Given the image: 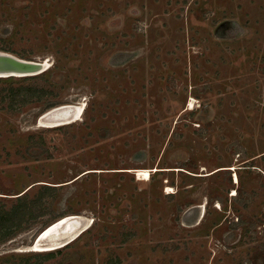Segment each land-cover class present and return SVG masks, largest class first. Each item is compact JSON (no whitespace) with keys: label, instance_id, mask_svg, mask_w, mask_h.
Wrapping results in <instances>:
<instances>
[{"label":"rangeland","instance_id":"374dc122","mask_svg":"<svg viewBox=\"0 0 264 264\" xmlns=\"http://www.w3.org/2000/svg\"><path fill=\"white\" fill-rule=\"evenodd\" d=\"M0 44L57 81L0 84V203L38 215L0 264H264V0H0ZM49 99L84 114L38 127Z\"/></svg>","mask_w":264,"mask_h":264},{"label":"trees","instance_id":"16d2710c","mask_svg":"<svg viewBox=\"0 0 264 264\" xmlns=\"http://www.w3.org/2000/svg\"><path fill=\"white\" fill-rule=\"evenodd\" d=\"M10 30H7V33H9ZM2 37L5 40H8L7 36L5 34H2ZM42 45V44H41ZM61 44H57L56 48L61 53L63 50ZM0 51L7 52L15 55V51L12 50L11 46L8 44H0ZM60 61V60H59ZM58 61V62H59ZM61 63V61H60ZM56 69L59 68V66L55 67ZM54 71H51V69H48L46 72L34 76V77H24V78H16V77H10V78H1L0 84L3 82L13 81V80H30V79H38V80H44L45 82H50L51 84L55 83L56 80L53 82L50 80L49 76L52 77ZM55 78V77H54ZM50 92L44 89H39L38 87H11L8 92L4 95L2 94L3 101H8L9 108L13 113L19 112L20 107L22 104H32L34 103V99L38 100L39 103H43L44 97L49 96ZM62 103L54 100H46L44 102L45 108L42 109V113L47 112L48 110L61 105ZM68 127H71L67 125ZM67 127V128H68ZM65 127H60L57 129H63ZM56 187L51 186H45L42 187V190L49 193L50 190H54ZM28 196L21 195L18 197V201L20 202L18 205L14 206L11 210L6 211L4 210V206L2 203H0V242H5L7 240H10L14 238L18 233L25 231L29 228V225H35L38 220V215L35 214L32 211V207H28ZM39 200V199H38ZM30 204H37V200L31 201ZM31 211V212H30ZM39 258H43V256H39Z\"/></svg>","mask_w":264,"mask_h":264},{"label":"water","instance_id":"95a60500","mask_svg":"<svg viewBox=\"0 0 264 264\" xmlns=\"http://www.w3.org/2000/svg\"><path fill=\"white\" fill-rule=\"evenodd\" d=\"M44 65H45V62L41 63V60H38V61L26 60L14 54L0 51V79L10 78V77L24 78V77L38 76L46 72L49 69V67H51L50 64H49V67L44 66ZM76 112H77L76 106L74 105H62V106L53 108L51 110H48L47 112H45L43 115L39 117L38 127L57 128V127L71 125L82 117V116L80 117V115L82 114L81 112H77L79 115L75 116ZM62 220L63 219L57 221L56 223L44 229L38 235V240L36 241V243L38 241L40 242L42 239H47V238L51 239V235L46 238H41V237L45 232H47L55 224H58ZM69 237L59 240L57 239L58 238V235H57L55 238L51 239L48 243L50 245L55 244V243H61L60 246L64 247L70 243L71 240L69 239Z\"/></svg>","mask_w":264,"mask_h":264},{"label":"bare ground","instance_id":"6f19581e","mask_svg":"<svg viewBox=\"0 0 264 264\" xmlns=\"http://www.w3.org/2000/svg\"><path fill=\"white\" fill-rule=\"evenodd\" d=\"M45 62V65L44 66H48L49 67V63L47 61H43ZM41 62V63H43ZM76 106V110L77 112H81L82 114L80 115L83 116L84 114V111H85V107H84V104H76L74 105ZM76 112L75 116L79 115L78 113ZM81 119V118H80ZM150 173V172H149ZM144 176L146 179H148L150 176L148 173H144ZM143 180V179H142ZM77 224H75L74 222L71 221V218L68 217V218H65L63 219L62 221H60L58 224H55L51 229H49L47 232H45L41 238H46V237H49L51 235V239L55 238L57 235H59L60 233L62 232H69L71 230H73L75 227H76ZM87 225H84L82 227H80L77 231H75L71 237H69V239L71 240L70 243L74 242L81 234L84 233V230H86ZM54 237H53V236ZM69 243V244H70ZM68 244V245H69ZM35 249H37V251H44V252H47V251H53V250H56L58 248H62L61 243H55V244H41L39 241L35 244ZM60 246V247H59ZM67 246V245H66ZM65 247V246H64Z\"/></svg>","mask_w":264,"mask_h":264}]
</instances>
